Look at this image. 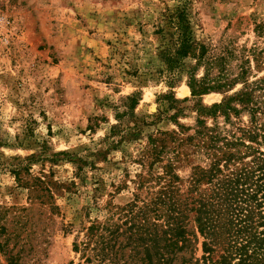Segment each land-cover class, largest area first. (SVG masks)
Masks as SVG:
<instances>
[{"label": "rangeland", "instance_id": "374dc122", "mask_svg": "<svg viewBox=\"0 0 264 264\" xmlns=\"http://www.w3.org/2000/svg\"><path fill=\"white\" fill-rule=\"evenodd\" d=\"M178 7L223 89L193 94V57L169 83ZM242 68L250 84L264 76V0H0V264H149L154 214H136L166 170L186 193L209 167L200 104L242 90ZM201 118L222 133L250 124L248 111Z\"/></svg>", "mask_w": 264, "mask_h": 264}, {"label": "trees", "instance_id": "16d2710c", "mask_svg": "<svg viewBox=\"0 0 264 264\" xmlns=\"http://www.w3.org/2000/svg\"><path fill=\"white\" fill-rule=\"evenodd\" d=\"M168 20L175 29L171 36H176L173 47L164 51L169 83L183 71L186 60L193 57L196 64L187 72L192 75L194 95L229 85L222 81L221 73L210 79L214 62L207 56V46L193 36L187 8L178 7ZM200 65L206 67V72L197 82L193 74ZM246 74L242 68L235 79H243L245 87L234 96L211 106L200 104L196 135L207 150L209 167L194 168L186 193L174 191L172 183L180 177L171 167L165 172L169 176L167 187L139 208L138 216L145 215L146 207L154 214L148 239L149 264H264V122L259 117L264 115V76L250 84ZM256 91L262 94L256 96ZM129 99L131 107L138 102L137 95ZM234 102L242 108H236ZM242 111L250 114V124L237 126L232 132L222 133L216 125L208 127L201 118L222 114L230 122L231 114L238 116ZM250 156V161L245 162ZM202 184L209 187L200 189ZM135 206L132 203L131 207ZM191 219L194 228L189 227ZM200 237L203 254L199 258L196 253ZM219 248L222 252L215 258Z\"/></svg>", "mask_w": 264, "mask_h": 264}]
</instances>
